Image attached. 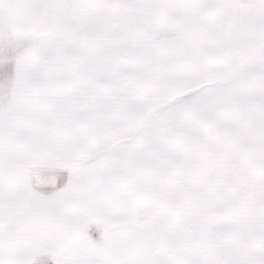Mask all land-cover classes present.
Masks as SVG:
<instances>
[{"label": "rangeland", "instance_id": "374dc122", "mask_svg": "<svg viewBox=\"0 0 264 264\" xmlns=\"http://www.w3.org/2000/svg\"><path fill=\"white\" fill-rule=\"evenodd\" d=\"M59 1L49 37L69 52L64 93L94 99L82 114L67 100L68 145L114 133L139 216L132 242L120 233L114 261L99 264H264V89L250 85L264 41L245 31L264 0ZM23 44L0 40V67Z\"/></svg>", "mask_w": 264, "mask_h": 264}, {"label": "crops", "instance_id": "0c3cea01", "mask_svg": "<svg viewBox=\"0 0 264 264\" xmlns=\"http://www.w3.org/2000/svg\"><path fill=\"white\" fill-rule=\"evenodd\" d=\"M60 4L0 0V40L24 41L11 53V65L0 67V264L114 261L122 244L120 233L127 234L129 244L132 226L138 224V213L133 215L130 207L131 178L121 176L126 157L116 155L114 133L98 132L97 143L102 147L79 150L68 145L73 136L66 130L67 100L72 104L69 114H82L94 99L91 91L71 99L64 93L62 66L69 52H61L53 42L55 37H49L50 26L61 24L52 9ZM257 17L254 13L246 19H252L253 27L245 31L257 32V38L250 41L263 42L264 15ZM68 34L67 30V39H59H66V45ZM70 47L73 56L76 49ZM258 74V82L253 79L250 85L264 89V75ZM98 106L95 110L100 116ZM88 113H95L94 109ZM148 233L152 244L163 242L157 233ZM148 257L147 264H174Z\"/></svg>", "mask_w": 264, "mask_h": 264}]
</instances>
